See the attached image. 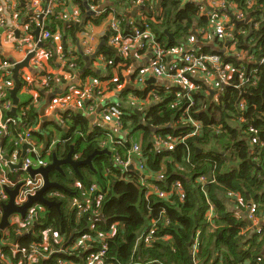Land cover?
Segmentation results:
<instances>
[{
	"label": "trees",
	"instance_id": "trees-1",
	"mask_svg": "<svg viewBox=\"0 0 264 264\" xmlns=\"http://www.w3.org/2000/svg\"><path fill=\"white\" fill-rule=\"evenodd\" d=\"M40 1L45 4L47 0ZM66 1H73L82 12L84 3L89 7L99 4V0L56 1L53 14L44 19L48 32L67 28L62 19L65 17L61 16ZM137 1L118 0V3L144 6L140 10L145 16L143 23L134 17V22L125 29V16L117 9L111 8L106 14L120 20L122 33L126 35L148 23L158 47L168 52L166 57L178 46L184 50L189 47L190 37L204 41L201 35L210 34L211 28H216L215 21L226 16V24L233 27V40L219 41L216 35L214 43L218 48L200 45L191 49L200 56L216 57L227 82L219 84L215 91L217 98L214 94L211 99L208 86L189 73L185 78L194 86L190 100L185 88L174 83H148L141 90L121 91V99L126 94H135L136 101L141 102L135 105L140 115L132 107L115 103L121 112L119 132L126 131L127 135L122 137L119 133L113 138L123 139L122 143H113L111 148L106 144L110 154L94 156L93 168L83 164L76 172L64 164L63 173L51 171L50 180L62 188H49L44 196L48 198L49 192H58L60 196L49 199L61 202L60 206L36 202L32 222L22 228L9 226L6 236L0 230V240L16 242L25 251L31 245L38 246L46 258H39L33 264H60V261L85 264L90 255L100 250L104 251L100 264H264V0H160L158 4L156 0ZM19 2L22 4L17 5L18 11L20 7L26 13L23 22L28 23L30 13L25 0ZM209 5L216 11L209 10ZM238 14L244 19L239 20ZM33 28L36 24L31 22L27 32L30 29L29 35L34 39ZM164 30L172 34L171 40ZM201 30L204 32L199 34ZM45 45L53 50L51 43ZM100 54L108 68L120 62L122 56L120 51L116 56L106 46L100 48ZM212 65L205 60L200 67L211 72ZM21 72L18 92L23 88L35 90L34 85H39V81L34 79L25 84ZM93 74L82 72L79 78ZM40 75L47 78V86L42 88H52L56 79L45 70ZM3 77L13 80L11 74ZM119 80L110 81L108 91L122 84L123 80ZM206 82L210 86L215 83ZM81 87L82 83L76 88ZM20 101L18 97L17 104ZM26 107L27 103L18 108L25 109L24 115L18 111L13 118L20 127L24 123L27 128L36 125L37 114L32 105ZM66 119L70 122L67 137L72 136L69 143L74 146L72 156L77 154V159L100 148V139L108 137L105 134L109 132L102 128L90 131L84 115L77 113ZM190 119L200 124L197 132H193ZM58 128L55 125L54 129ZM12 129L15 130L13 126ZM32 130L31 135L38 140L49 138ZM156 136L171 146L157 147ZM9 142L8 151L17 148L14 140ZM132 143L140 144L143 150L141 171L115 163V154L126 158ZM160 170L161 179L156 176ZM76 180L80 187L74 185ZM152 184L167 195L148 193ZM85 197L90 199L89 208L78 213L76 207L70 206L71 198ZM250 215L257 218L252 227L244 220L251 223ZM34 223L37 225L29 233ZM17 228L21 229L20 233ZM45 233L51 245L47 249L40 245ZM54 233L61 238L60 242H55ZM196 233L199 237L194 248ZM82 238L86 249L71 248ZM0 247L3 256L0 264H6L4 258L13 264L21 259L20 253H13L2 243Z\"/></svg>",
	"mask_w": 264,
	"mask_h": 264
},
{
	"label": "crops",
	"instance_id": "crops-1",
	"mask_svg": "<svg viewBox=\"0 0 264 264\" xmlns=\"http://www.w3.org/2000/svg\"><path fill=\"white\" fill-rule=\"evenodd\" d=\"M14 3H16L15 7L12 8L10 0H0V16L3 19V27L1 28L2 31L0 32V60L4 61L7 60L9 62L19 61L21 60L25 54L26 49L28 48H34L35 44V38H31V36H27L28 42L24 44L22 42V39H20V36L24 34V30H21L23 18L25 17L26 13L22 12V9L18 6L22 3L19 2V0H12ZM157 2V0H156ZM155 2V3H156ZM118 0H99V4L96 6V9H91L93 11H96V14L91 16L87 19V22L85 26L81 29H78L77 32L74 30V25L69 24V22H77L81 19V16L83 15L81 9L78 8V6L73 3V1L69 2L66 1L65 4V11L68 13L67 19L68 21H64L66 23L65 29L59 30V38L51 39V40H41L43 42V47L36 50L35 57L39 63V65L31 64V61L29 63L28 68H24L23 72H26L27 74L24 76V81L26 83H30V81L35 79V76L39 73V70L44 69L45 72L52 75L53 78L56 79L54 82L52 88L50 89H44L42 87H35V90H28L23 88L21 92L17 93V96L19 97L20 104L13 105L15 107V112L13 114H7V115H16L17 109L24 105V104H32V106L36 110V126L33 125L32 132L37 134H42L47 136L49 138L44 137V140H38L37 137H32V145L35 148L36 152H39L42 156H45V158L48 157L50 159V155L55 150L56 155L58 158H63L66 156L70 140L72 138L71 135H68L67 132L70 129V122L66 119L69 118L72 115H76L79 113L80 115H84L88 118V126L89 130L91 131L93 128H102L105 131L109 132V138H102L100 139V148H96L98 150L105 149L108 152L109 151L106 146L108 144V147L111 148L113 146V143H118L119 140H114L117 134H119L122 137H125L127 135V132H119V128L115 126L113 122L108 123L106 121H103L99 116V109L92 110L91 112L87 111V108H85L82 104H80L77 101L76 94H68L69 91H76L80 83L84 82H92V83H98V86L102 89L103 95L101 98L98 99L101 103H121L120 97L123 92V88L125 86H133L135 89L140 88L139 90L146 87L147 83L145 82L147 78L150 77V74L146 76V79L144 82H139L137 80L138 77H140L141 72L149 63V59L152 57V49L150 48V45L147 44L146 41H142L144 45L141 46L140 44H136L134 47L130 48V50L126 54H122V56L118 55V51H116V56H119L121 58L120 62L116 63L115 65H111L109 68L106 63V59L104 56L100 54V48L99 47L100 41L105 36V42L107 43V37L109 35V27H108V21L110 18V14H106V12L113 8L117 9L119 13H122V15L125 16V29L128 27V24L130 22H134V19L136 20H144L145 16L142 15V6L137 8L134 3H130L129 6H126L124 3H118ZM158 4V3H157ZM156 4V5H157ZM18 5V6H17ZM24 6V5H23ZM137 8L134 16H133V10ZM144 8V6H143ZM211 8V9H210ZM99 10V11H98ZM209 10L216 11L214 7H209ZM105 12V13H104ZM106 14V15H105ZM135 17V18H134ZM72 18V19H70ZM228 19L226 16H222L219 19H217L215 22L222 24L226 22ZM34 29V28H33ZM15 30L18 31V35L14 32ZM30 30V29H29ZM13 33H12V32ZM62 31V32H61ZM91 33L94 39V47H93V53L96 54L95 58H90L89 62H86L81 56H90L92 54H80L77 50V41L80 44V40L83 38L84 34ZM202 39L197 41L193 39V37L189 38V44L190 46L187 47V49L195 48L198 49L199 43L205 46H210L211 48H218V45L214 43L216 40V36L212 34H206L201 35ZM222 38L219 39V41ZM226 41V40H225ZM227 42V41H226ZM53 46V50L50 51L45 44H49ZM21 45V46H19ZM185 46V45H184ZM228 49V47L225 49V51ZM65 51H69V54H67L68 57H70V60H74L75 66L65 67L63 63H61L60 56ZM75 51V52H74ZM97 51V52H94ZM184 51V47H176L170 52L172 54H169L166 58V62L170 61L171 59L177 58V56H180L181 52ZM83 53V52H82ZM77 54V55H76ZM103 57V60L100 58ZM245 60V59H243ZM66 61V60H65ZM79 64V65H77ZM92 72L94 73L91 76H88L86 78H79L80 74L82 72ZM107 75H109L107 77ZM194 75L197 80L203 81L207 86L208 90L210 91H217L220 80L217 79L216 74H212V78L210 81H215V83L210 86L208 82H206L208 79L206 78V72L205 69L202 68L201 71H196ZM143 77V76H142ZM158 80L159 84H171L173 83L171 80H167L165 78H157L153 76ZM122 81V84H117L115 86V90L108 91V86L110 81L117 82ZM34 83V81L32 82ZM31 83V84H32ZM208 83V84H207ZM24 84V83H23ZM30 85V84H28ZM126 91H133V90H126ZM66 97V98H65ZM66 102V103H65ZM126 102H128V106L122 105L125 108L132 107L133 110H135L137 107H133L135 105H139L141 102L136 101L135 94H129V96L126 98ZM64 103V106H61L60 104ZM135 103V104H134ZM134 104V105H133ZM131 109V110H132ZM140 110V109H137ZM141 112V111H140ZM6 115V116H7ZM11 116V117H13ZM45 125V126H44ZM55 125L60 128L58 130L54 129ZM103 126V127H102ZM101 129V130H102ZM45 130V131H43ZM100 130V131H101ZM111 132V133H110ZM43 137V136H42ZM67 137V138H66ZM139 137V134H138ZM53 139H57L58 142H60V146L58 149H55L56 144L53 143ZM121 139V138H120ZM0 139V146L3 147L6 152L11 147V144L7 139L4 138ZM119 144V143H118ZM26 145V144H24ZM18 146L19 150V156L21 157L22 152L27 149H30L29 147H26L23 150V146ZM47 153H50L47 157ZM7 158V157H6ZM74 160L78 158V155L75 154L73 156ZM51 160V159H50ZM133 168L135 166L131 164ZM130 166V165H129ZM63 167V166H62ZM93 168V166H91ZM69 168V167H68ZM16 169L15 164H11L7 170L8 176L10 178L17 179V177L13 172ZM28 174V173H27ZM46 234V233H45ZM83 238L80 240L82 241ZM89 238L87 239V241ZM87 246V245H86ZM86 249V248H85Z\"/></svg>",
	"mask_w": 264,
	"mask_h": 264
},
{
	"label": "built area",
	"instance_id": "built-area-1",
	"mask_svg": "<svg viewBox=\"0 0 264 264\" xmlns=\"http://www.w3.org/2000/svg\"><path fill=\"white\" fill-rule=\"evenodd\" d=\"M59 0H47L45 4L42 3L40 0H25V6L29 10L28 12H32V14L28 13L30 15L28 23H22L21 30H24V34L20 36V39L24 41V44L28 42V38L26 36L27 28L29 27V24L31 22L36 24V27H39V39L40 40H51L59 38V30H57L55 33H50L46 29V24L44 23V19L51 16L53 14V8L57 4L55 3ZM137 2H140L138 0ZM12 8L15 7L16 3H14L12 0H10ZM210 6V5H209ZM91 9H96V7L90 6ZM99 11V10H98ZM42 14V22H39L36 15ZM63 20H66L68 13L63 10V13L61 15ZM239 17V20H242L244 18L241 17V14L237 15ZM72 19V18H70ZM228 21V20H227ZM68 23V22H66ZM143 23V20H142ZM216 23V22H215ZM3 19L0 16V29L3 27ZM143 28H135L133 33H129L128 35L122 33V28L120 26V20L115 17L114 15L110 16L108 21V27H109V35H108V41L107 43L111 46L115 47L117 51H120L121 54H126L130 48L134 47L136 44H140L143 40L147 42L148 45H150V48L152 49V57L149 59V63L141 72L140 77L137 78L139 82H144L146 79V76L150 74V76H155L157 78H165L167 80H171L174 84H177L179 86H183L186 91V97L190 100V92L194 89V86L186 80L185 74H194L196 71H201L202 68L201 63L205 60L211 62L212 70L205 71L206 72V78L210 81L212 78V74H216L217 79H219L222 84H225L227 82V78L224 76L223 71L219 70V63L217 62L216 57H209L205 55H197L194 53L193 49H187L181 52L180 56H177V58L171 59L168 62H163V59L166 57L168 52L163 50L162 48L158 47V45L155 42V35L153 34L152 30H150V26L148 23L142 24ZM12 32V31H11ZM30 32V30H29ZM13 33V32H12ZM210 34L214 36H219V38H222L226 40L227 42H230L233 40V27L229 24H226V22L219 24L216 23V28L210 30ZM94 39L91 33L84 34L83 38L80 40V46L82 47V54H92L93 53V47H94ZM36 44V41H35ZM34 44V45H35ZM144 44L141 43V46ZM21 46V45H19ZM33 50V48L26 49L27 51ZM36 53V52H35ZM69 54V51L64 50V53L60 56L61 63L63 65H67L68 67L72 68L75 66L74 60H70V57L67 56ZM26 55V54H25ZM35 56H33L30 61L31 64L39 65L38 61L34 59ZM167 58V57H166ZM103 60V57L100 58ZM66 60V61H65ZM29 61V63H30ZM14 62H9L7 60L1 61L0 60V138H5L7 141H13L14 144L17 146V148H14L9 153L6 152L4 148L0 146V202L1 204L7 202L8 200V194L7 189H13L17 184L19 185L17 189V194L14 198V202L17 205L23 204L27 197L29 195H33L37 190L41 188L43 185V177L41 174L36 173L34 175H30L27 171L28 167L32 168H38L41 166L47 165L50 160L48 159V155L50 153H47L46 157L42 156L39 152H36L35 148L32 145V137H31V129L34 127H24V123L21 124L17 123L13 117L10 115V111L13 108L12 100L9 96H7V92H9V89L13 87V80H9L7 76L11 74V68L13 66ZM23 70V69H22ZM21 70V71H22ZM44 69L39 70V73L35 76V79L39 81V85H35L38 87L47 86V78L43 75H40L41 72ZM20 71V72H21ZM12 75V74H11ZM31 75L27 74L26 72H21V76L23 80L25 79L24 76ZM6 76L7 79H3ZM143 76V77H142ZM31 82V81H30ZM6 89L7 92L4 91ZM27 89V88H25ZM68 94H76V99L80 104H85V108H87L88 112H91L92 110L99 109L98 116L108 123L113 122L115 126L119 128L120 122L118 121V117L121 115V112L119 108L116 106L115 103H101L98 101L99 98L102 96V89L98 86V83H92V82H84L82 83V87L80 89H77L76 91H69ZM9 95V94H8ZM66 98V97H65ZM66 103V102H65ZM32 104H27L26 109ZM61 106H64V103L60 104ZM134 105V104H133ZM135 107V106H134ZM129 108V107H128ZM139 108H136L134 111H136ZM20 111L18 114H25V109L20 108L17 109V112ZM7 115V116H6ZM16 116V115H15ZM190 124L194 127L193 132H197L200 129V124L197 121H194L190 119ZM12 126L15 128V130L12 129ZM36 126V125H35ZM19 133L18 136H16V133ZM106 138H109L110 134L106 132L105 134ZM122 139V138H121ZM155 145L159 148L162 147H169L171 144L167 142L166 140H163L161 137L156 136L155 138ZM53 143H57V139L52 140ZM123 139L120 140L118 143H122ZM60 143V142H58ZM57 143V144H58ZM28 145L30 149H26L24 156H19V150L18 146L21 145ZM56 144V145H57ZM56 147V146H55ZM143 150L141 148V145L138 143H132L130 149L128 150V153L126 154V158H120L115 154V163L119 166H122L124 168H128L129 165L133 164L135 168L138 170H143ZM52 154V153H51ZM7 157V158H6ZM51 157V155H50ZM19 162L20 166L16 167L15 171L13 172L17 177V179L10 178L8 176L7 170L11 164L17 165ZM28 173V174H27ZM157 178L161 179L163 178V172L160 170L159 173L156 175ZM74 185L77 187H80L78 181H74ZM94 188V185L90 187V191ZM149 192L156 193L159 197H165L167 193L161 189H159L156 185H151L149 187ZM48 198L57 197L60 196V194L56 191H51L48 193ZM184 197V194L181 195V198ZM89 197H85L83 200H80L78 198H71L69 200V204L71 207H76L78 213L84 209L89 208ZM253 210V209H251ZM2 214V210L0 208V216ZM35 215L34 211V204L30 206L25 215L23 217L20 216L18 213L11 214L8 218L9 225L3 229L4 235L6 236L8 234L7 228L12 225H16L18 228L26 227V223L32 222V219ZM250 219H252L253 222H257V218L250 215ZM18 233H20L21 229H18ZM199 234L196 233L195 235V243L193 244V247H196V242H198ZM81 240V239H80ZM79 241V243H82V245H79V243L74 244L72 248L81 246L82 248H86V245L83 241ZM3 239H1L0 243L2 245L4 244ZM10 247L12 248L11 251L13 253H20L21 259L14 264H27L28 261L33 264L35 263L39 258H46L44 255H42V252L40 248L36 245H31L28 251H25L23 249H19L16 242H13L10 244ZM1 248V247H0ZM51 253V251H50ZM104 251L100 250L97 254L94 256H91L87 259L85 264H100L101 256L103 255ZM0 260H3L2 256V250L0 249ZM4 258V262L6 264H13L12 262H7Z\"/></svg>",
	"mask_w": 264,
	"mask_h": 264
},
{
	"label": "water",
	"instance_id": "water-1",
	"mask_svg": "<svg viewBox=\"0 0 264 264\" xmlns=\"http://www.w3.org/2000/svg\"><path fill=\"white\" fill-rule=\"evenodd\" d=\"M159 2H160V0H157V3H159ZM84 6H85V12L83 13V15L81 16V19L79 21H77V22H72V21L69 22L68 21L69 24H73L74 25L75 32H77V30L79 28H82V27L85 26L88 18H90L91 16L96 14V11L91 10V8L87 4L84 3ZM141 8L143 9V6ZM136 10H137V8H135L133 10V16H134ZM30 13L32 14V12H30ZM36 16H37L39 22H42V14H38ZM231 22L238 23V21H235L234 19H231ZM39 29H40L39 27H36L33 30V35H34V38H35V41H36V44H35L33 50L27 51L26 55L21 60L16 61L13 64L12 68H11V74H12V79H13L14 84H13V87L11 89H9V96H10V98L12 100L13 105H17V103H18L17 93L19 91L20 84H21V81L19 79L20 71L22 69H24V68H28L29 61L35 55L36 50L41 48V47H43V42L39 39V31H40ZM1 31H2V29H0V32ZM14 32L16 34L18 33L17 30H15ZM164 32L166 33L168 39L171 40L172 39V34L168 33L166 30H164ZM194 35H197V34L194 32ZM200 45L202 46V44L199 43V46ZM100 46H106L107 48L112 49L114 52L117 51V49L115 47H113L110 44L105 42V36L100 41L99 47ZM77 47H78L77 51L80 54H82V47L80 46L78 41H77ZM194 48H195V46H194ZM94 52H97V51H94ZM81 57L84 60H86V62H89L90 58H95L96 57V54L93 53L90 56L82 55ZM145 82L147 84L148 83H156V82H158V80L156 78H154L153 76H150L149 78H147V80ZM137 89L138 88L135 89L133 86H129V87L125 86L123 88V91H126V90H137ZM214 94H216L215 91H210L208 98L211 99ZM14 112H15V107L12 108V110L10 111V114H13ZM136 112H137L138 115L141 114L140 110H136ZM59 146H60V143H58L56 145L55 149H58ZM26 147H29V146L28 145H24L22 147L23 150ZM73 151H74V146H73V144H70L69 145V150H68L66 156L63 157V158H58L57 155H56L55 150H53V152L51 154V160H50V162L47 165L41 166V167H38V168H32V167H28L27 168V171H28V173L30 175H34L36 173L41 174V176L43 177V185L33 195H29L27 197L26 201L23 204L17 205L14 202V198H15V196L17 194V189L19 187L18 184L13 189H7L8 200H7V202L2 204V208H1L2 214L0 216V230L5 229L9 225L8 218H9V216L11 214L18 213V214H20L21 217H23L25 215L27 209L30 206H32L33 204H35L36 202L41 203V204L46 205V206H56V207L60 206L61 202L55 201L53 199L46 198L44 196V193L49 188H62V186L58 182L50 180L49 174H50L51 171H57V172L63 173L61 166L64 165V164H68L69 166H71L73 168V170H75L77 172V167L79 165L86 164V165L91 167L92 166V159H93L94 156H96L98 154H102V153L110 154V152H108L105 149H102V150L95 149L92 153L88 154L85 158L74 160V158L72 156ZM24 153L25 152L23 151L21 157L24 156ZM20 163L21 162H19L16 165V167H19ZM128 169H133V166L130 165L128 167ZM244 220H246L247 223L251 224L249 221H247L246 218H244ZM36 225H37V223L33 224V226L29 229V233H32L33 227L36 226Z\"/></svg>",
	"mask_w": 264,
	"mask_h": 264
},
{
	"label": "rangeland",
	"instance_id": "rangeland-1",
	"mask_svg": "<svg viewBox=\"0 0 264 264\" xmlns=\"http://www.w3.org/2000/svg\"><path fill=\"white\" fill-rule=\"evenodd\" d=\"M137 6V5H136ZM204 32V30L202 31H200V32H198L199 34H202ZM26 33V36H29V32H25ZM22 42L24 43V41L22 40ZM129 93H131V92H129ZM129 95H124L123 97H124V99H120V102H121V104L122 105H125V106H128L129 104H128V102H126V98L128 97ZM214 98H217V96H216V94L214 95ZM123 132H126V131H123ZM65 168V167H64ZM67 184H69V182H67ZM66 200V199H65ZM234 206H237V203H235L234 204ZM255 224V222H252L251 221V224L250 225H248L249 227H252L253 225ZM250 228H248L247 229V231L249 230ZM4 232L5 231H2V234L4 235ZM42 243H40V245L41 246H43L45 249H47V248H49V247H51V245H50V243H49V240H48V238H49V236H48V234L46 233V234H43L42 235ZM53 237L55 238V242H60L61 241V238L59 237V236H57V234L56 233H54L53 234ZM3 239V238H2ZM3 240H5V239H3ZM9 240V239H8ZM8 240L6 241H4V246H7V247H9V249L11 250L12 248L10 247V244L11 243H13L12 241H10V242H8ZM1 241V240H0ZM86 242V241H85ZM77 243H79V241H76V244ZM87 243V242H86ZM18 245V244H17ZM79 245H82V243H79ZM73 247V246H72ZM71 247V248H72ZM64 248V246H62L61 247V249H63ZM1 249V248H0ZM20 249V248H19ZM61 251V250H60ZM8 262V261H7ZM27 264H31L29 261H28V263ZM60 264H62V262L60 261Z\"/></svg>",
	"mask_w": 264,
	"mask_h": 264
},
{
	"label": "clouds",
	"instance_id": "clouds-1",
	"mask_svg": "<svg viewBox=\"0 0 264 264\" xmlns=\"http://www.w3.org/2000/svg\"><path fill=\"white\" fill-rule=\"evenodd\" d=\"M211 9V8H210Z\"/></svg>",
	"mask_w": 264,
	"mask_h": 264
}]
</instances>
